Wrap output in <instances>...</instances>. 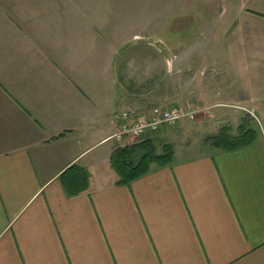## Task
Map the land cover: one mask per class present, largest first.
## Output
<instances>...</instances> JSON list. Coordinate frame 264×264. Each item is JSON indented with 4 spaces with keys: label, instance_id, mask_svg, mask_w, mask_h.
<instances>
[{
    "label": "crops",
    "instance_id": "crops-1",
    "mask_svg": "<svg viewBox=\"0 0 264 264\" xmlns=\"http://www.w3.org/2000/svg\"><path fill=\"white\" fill-rule=\"evenodd\" d=\"M69 1L131 2L140 28L110 45L79 10L85 29L68 36L14 29L23 46L0 60V264H264V0ZM154 107L194 118L142 136L170 157L118 183L111 157L136 141L112 138L117 116ZM244 119L251 143L206 140Z\"/></svg>",
    "mask_w": 264,
    "mask_h": 264
},
{
    "label": "rangeland",
    "instance_id": "rangeland-1",
    "mask_svg": "<svg viewBox=\"0 0 264 264\" xmlns=\"http://www.w3.org/2000/svg\"><path fill=\"white\" fill-rule=\"evenodd\" d=\"M79 10L89 14L87 21L90 24H103L110 45L117 37L123 35L126 38L140 28L139 21L133 19L131 2L84 4L69 0H0V60H4L5 54L16 50L15 48L21 50L23 46V39L14 34L15 28L34 35L47 30L51 32L60 30L64 36H68L69 30L83 29L85 26L86 20L75 14ZM138 141L139 139L135 144H139ZM144 145L146 149L152 147V152L156 154H160L165 146L162 141L155 138ZM139 151L133 155L134 161L138 160Z\"/></svg>",
    "mask_w": 264,
    "mask_h": 264
},
{
    "label": "trees",
    "instance_id": "trees-1",
    "mask_svg": "<svg viewBox=\"0 0 264 264\" xmlns=\"http://www.w3.org/2000/svg\"><path fill=\"white\" fill-rule=\"evenodd\" d=\"M256 137V133L248 125L247 120H243L238 127V133L235 136H228L223 130L220 134L214 137H207L206 140L211 144L222 147L223 149L230 150L235 149L251 143ZM146 141H142L139 144H135L123 149H116L111 157V165L119 176L118 183H128L131 179L144 172L148 168V164L156 162L159 164L165 163L171 155V145H165L163 151L160 154L152 152L153 148L146 149L143 144ZM139 151V158L134 161L133 155ZM70 167L68 170H72ZM66 170V172L68 171ZM73 172V171H72ZM71 173V171H70ZM65 174V172H64ZM81 177H74V185L77 191L82 189L86 183V177L83 173ZM73 178V176H72ZM69 189L66 186V190Z\"/></svg>",
    "mask_w": 264,
    "mask_h": 264
},
{
    "label": "built area",
    "instance_id": "built-area-1",
    "mask_svg": "<svg viewBox=\"0 0 264 264\" xmlns=\"http://www.w3.org/2000/svg\"><path fill=\"white\" fill-rule=\"evenodd\" d=\"M122 124L112 138L119 142L136 141L148 132L160 127L174 124L184 117L194 118V112H185L178 107H154L148 115L140 114L134 109L126 110L117 116Z\"/></svg>",
    "mask_w": 264,
    "mask_h": 264
}]
</instances>
